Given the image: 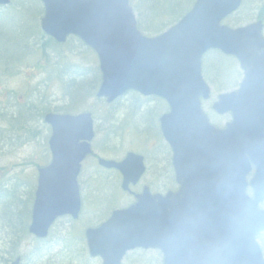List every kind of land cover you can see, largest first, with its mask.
I'll return each mask as SVG.
<instances>
[{"label": "water", "instance_id": "obj_1", "mask_svg": "<svg viewBox=\"0 0 264 264\" xmlns=\"http://www.w3.org/2000/svg\"><path fill=\"white\" fill-rule=\"evenodd\" d=\"M42 32L57 43L75 36L96 54L101 73L97 98L112 102L127 91L157 96L169 112L159 118L171 149L178 189L165 194L144 188L135 203L115 210L85 231L90 257L121 264L134 249L158 250L162 264H264L256 237L264 231V36L261 21L237 28L222 24L241 0H196L173 26L154 37L141 34L128 0H40ZM10 0H0L4 7ZM217 50L234 57L243 73L239 88L217 96L212 110L230 113L223 129L201 108L210 88L202 56ZM50 163L38 170L28 232L45 238L62 215L78 217L77 176L91 153L90 113L47 114ZM128 191L144 173L143 159L128 153L117 163ZM254 167L249 182L246 176ZM250 187L252 196L246 194ZM11 264H19V258Z\"/></svg>", "mask_w": 264, "mask_h": 264}, {"label": "rangeland", "instance_id": "obj_2", "mask_svg": "<svg viewBox=\"0 0 264 264\" xmlns=\"http://www.w3.org/2000/svg\"><path fill=\"white\" fill-rule=\"evenodd\" d=\"M246 1V6L241 7V11L231 16L229 21H224L225 25L238 27L257 19L258 9L264 0ZM246 8L250 18L240 20ZM49 54L50 57L43 64L44 72L39 69L32 71L21 69L17 75L5 80L4 89L13 90L17 94L16 101L13 100L12 104L16 103L19 107V104L26 101L25 96L27 101L37 97L38 101L42 102L40 107L50 106L58 111L63 107H69L68 110L63 109L61 113L91 112L95 132L92 149L96 156L112 160L122 159L127 152L144 156L147 173L134 189L135 192L147 186L152 193H162L169 185L171 186L173 178L169 179V175L164 173L168 170L167 151L162 149L164 142L159 135L158 126L160 115L166 112V104L155 98H143L134 93L126 94L114 103L107 104L95 98L98 84L86 95L87 90L81 87L90 85L93 80V72L89 71L97 66V58L73 39L62 44L59 49L49 51ZM202 66L203 75L212 90V97L205 101L202 107L209 116H212L211 105L215 97L223 91L237 88L242 73L233 59L221 56L216 51H211L204 57ZM71 68H77L82 72L81 76L75 77L73 83H69L72 75L66 71ZM82 82L85 85H82ZM78 85H82L78 94L79 100L73 102L71 97ZM43 98H47V101L44 102ZM12 104L9 106L12 107ZM224 120L223 117L211 121L221 124ZM21 129L25 132L21 133L19 138L13 137L16 146L12 149H2L0 152V167L4 169L0 175L2 177L5 175L8 181L18 179L15 183L16 189L26 190L27 186L36 180L37 169L50 160L47 147L50 130L41 120L36 122V127L34 123L33 136L26 134L29 127L24 126ZM96 156L91 155L82 163L78 179L82 199L79 220L60 218L45 240L35 242L31 237L25 239L18 249L22 259L20 264H101V260L89 258L84 230L97 226L112 210L128 207L133 199L128 193L120 190L117 175L103 172L97 167ZM24 192L26 191L22 194ZM157 257L161 264L159 252L129 253L123 264H152Z\"/></svg>", "mask_w": 264, "mask_h": 264}, {"label": "trees", "instance_id": "obj_3", "mask_svg": "<svg viewBox=\"0 0 264 264\" xmlns=\"http://www.w3.org/2000/svg\"><path fill=\"white\" fill-rule=\"evenodd\" d=\"M194 1L129 0V3L136 13L138 29L144 34L154 36L178 21ZM246 2L244 0L241 7L246 6ZM241 7L238 11H241ZM263 12L264 2L258 9L257 19H264ZM243 13L240 20L250 18L247 8L244 15ZM42 14V6L38 0H11L9 6L0 7V152L2 149H12L16 146L13 137L19 138L20 134L25 132L21 129L24 126L29 127L26 134L33 136L35 133L34 123L36 127V122L43 121L44 114L50 112V106L40 107L42 102L38 101L37 97L27 101V96H25L26 101L17 107L16 103L12 104L13 100L16 101L17 94L13 90L4 89L5 80L17 75L21 69L30 71L39 69L44 72L43 64L50 57L49 51L62 46L41 32L39 20ZM229 18L226 20L229 21ZM72 39L82 48L87 49L75 37H69L68 40ZM66 71L72 75L69 83H73L76 76L82 75V72L77 68ZM89 72H93V80L90 85L81 87L85 85L82 82V85L76 87V91L71 97L73 102L79 100L78 94L81 88H85L88 91L85 94L88 95L91 93L92 87L95 89L100 83L97 66ZM47 98H43L44 102L47 101ZM11 104L12 107L9 106ZM68 108L63 107L60 111L51 109L53 112L61 113L63 109L68 110ZM1 171H4L2 167H0ZM17 181L18 179L8 181L5 175L3 177L0 175V264H10L16 257H20L18 252L20 244L28 238L27 227L30 221L34 184L30 183L26 190L16 189ZM23 191L26 192L22 194ZM151 263L159 264L160 260L157 257Z\"/></svg>", "mask_w": 264, "mask_h": 264}, {"label": "flooded vegetation", "instance_id": "obj_4", "mask_svg": "<svg viewBox=\"0 0 264 264\" xmlns=\"http://www.w3.org/2000/svg\"><path fill=\"white\" fill-rule=\"evenodd\" d=\"M262 17L264 18V12L262 13ZM262 22H263V28H264V19H262L261 20ZM156 100H158V99H156ZM168 111V108H166V112ZM210 117V120H212V119H214V118H217V120H219V119H222L223 117L225 118V120H224V122H222L221 124H217V122L216 123H214L213 121H212V123L215 125V126H217V128H219V129H222L224 126H225V124L230 120V114L229 113H227V114H225V115H217V114H212V116H209ZM219 118V119H218ZM166 147V146H165ZM165 147H163L162 146V149H165ZM166 151H167V153H168V148L166 147ZM91 155H93V156H96L94 153H92ZM90 155V156H91ZM90 156H87L86 158H88V157H90ZM84 162V161H83ZM81 170H82V166H81ZM104 172V171H103ZM166 172V174H167V172H168V170L167 171H164V173ZM80 173H81V171H80ZM80 173H79V176H80ZM111 173H113V174H115V175H117L118 176V178H119V180L121 179V176H120V174L119 173H117V172H115V171H111ZM252 173H253V171H251V173L248 175V177H247V181L249 182V180L252 178ZM79 176H78V179H79ZM161 180H163V177H161ZM250 191L248 190V195H250V193H249ZM257 239H258V242L260 241V243H259V247L261 248V250H262V254L264 253V232H262V233H260L258 236H257ZM264 256V255H263Z\"/></svg>", "mask_w": 264, "mask_h": 264}]
</instances>
